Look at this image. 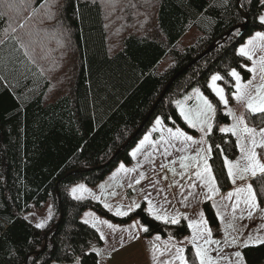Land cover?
<instances>
[{
    "label": "trees",
    "instance_id": "1",
    "mask_svg": "<svg viewBox=\"0 0 264 264\" xmlns=\"http://www.w3.org/2000/svg\"><path fill=\"white\" fill-rule=\"evenodd\" d=\"M263 11L260 0H0V264H53L77 257L82 264H98L93 249L102 244L100 233L80 219L88 209L118 224L139 218L149 229L145 237L187 236L184 219L177 224L155 220L145 202L117 217L99 202L73 198L69 188L79 182L95 186L119 163L131 164V151L157 119L198 135L175 103L198 87L215 108L206 135L208 164L218 191L229 190L225 161L235 160L239 147L232 133L220 130L230 119L208 85L220 75L218 82L231 97L236 91L231 71L249 79V60L239 48L254 32H264L258 20ZM244 15L247 27L226 36L245 22ZM193 27L199 36L178 48ZM165 60L169 65L160 71ZM47 70L57 75L55 90ZM244 120L249 128H264V113L246 109ZM257 152L264 163V149ZM250 185L264 205V173ZM49 202L54 208L49 224L37 228L27 214ZM202 211L218 235L210 200ZM241 253L245 264H264V243ZM185 257L188 264H199L191 246Z\"/></svg>",
    "mask_w": 264,
    "mask_h": 264
},
{
    "label": "rangeland",
    "instance_id": "2",
    "mask_svg": "<svg viewBox=\"0 0 264 264\" xmlns=\"http://www.w3.org/2000/svg\"><path fill=\"white\" fill-rule=\"evenodd\" d=\"M262 15H264V11L260 16ZM257 32L264 33L263 31H256L252 34V36L254 35L255 37V34ZM198 36H199V31L194 27L191 28L181 38L180 42L178 43V48L182 49L186 46L191 45ZM245 46H247V44ZM262 55H264V52H260L259 50H257L255 55L253 56V60L258 62ZM168 65H169V60H165L159 67V70L160 71L163 70ZM248 68H255V71L252 72V76L254 77V79L258 78V73L260 71L258 65L253 64V62L251 61V65L248 66ZM45 72L49 76V79L52 82V87L55 90V84L57 83L56 73L51 70H47ZM217 86L223 88V86L220 85L218 81H217ZM196 89L199 88L198 87L191 88L184 95L176 99L175 103L179 101L184 105L186 109H190L194 111L197 105L199 104V101L197 100L195 95ZM199 91L205 98L209 100V98L200 89ZM224 95H225V99L228 101L227 105H225L221 101L220 102L223 106L222 108L223 112L229 116L230 121L227 124H223L220 127V129L232 128L234 125H237L238 126L237 134L234 135L232 132L229 133H232L236 137L238 145L241 147L243 141V133H244L242 129L244 125H240L239 120L240 118H243L244 120V111L247 109L246 103L238 102L235 99V96L237 95L236 91L234 94H232L231 97H229L224 90ZM188 97H191V99H186ZM192 102H193V106L191 108L189 107V105ZM209 102L211 103L210 100ZM229 112H231V115L229 114ZM213 116L214 114L212 115L211 123L213 121ZM164 127L166 128V126L162 122V126L160 130H155V131H161L162 128ZM151 128H152L151 131H154V129L156 128L155 122L151 125ZM196 130L199 132L198 135L195 136L191 134L188 135H191L194 141H200L201 139H203L205 141L204 143L184 144L177 140H175L173 143L176 144L179 149L185 150L187 148L190 151L188 153V159L183 161L184 164L188 165V168L187 170L183 171V177L179 182V188L182 191L186 190V188L192 189L191 191L192 193L191 195L187 196L183 192L180 193L177 192V194L179 195L178 203L181 204L180 206L177 204L175 198L173 199V196L168 195L167 191H163V193H161L158 190H155L154 180L144 179L145 174L143 172H138V166L137 165L131 166L130 164L129 165L124 164L125 168L128 169V171L126 172H121L119 170V166L114 168L112 172L109 173L103 181L99 182L95 186H88L81 182L73 184L69 188L70 195L74 198L72 189L77 188L79 185H84L87 191L83 193L78 192L77 196L81 197L79 199L87 198L99 202L107 211H109L113 215H115V210L117 208L129 214L132 212V210L137 208L135 207V205L140 206L142 202H145V209L148 212L149 201H150L154 211H156L160 215H167L170 220L171 218L175 217L179 221L180 218L185 216L187 213L191 214V216L201 217V214H203L201 209L202 201L211 199V196L205 193V189L201 193V186L202 185L208 186L210 183V181H208L207 173L204 172L205 159L207 161V165L209 166L207 160L209 157L208 155L209 146L206 141L207 134L205 135L201 133L198 129ZM224 133H228V132H224ZM201 149L203 151H201ZM192 151L194 154L191 156ZM193 157L195 159H193ZM138 161H142V159L139 158ZM227 161L230 163L233 160H227ZM119 164H123V163H119ZM173 167L176 168L177 165H174ZM169 168L172 169L171 166ZM197 172H201L203 174V179L197 178L196 176ZM137 181H139V183H137ZM105 205H108V207H105ZM261 206L264 207V205ZM53 211H54L53 204L49 202L46 203L40 209L31 207L27 214V217L35 224L43 222L44 225L47 226L49 224L48 221ZM125 216H117V217H125ZM80 219L84 222L87 220L88 224H90L91 226L95 225L93 227H95L98 230L100 236L103 235L102 244L100 246L94 247L93 249V251H95L96 254L97 251L100 253L99 255H97L98 264H181L180 260L177 259L176 250L178 248L184 250V248L179 244L180 243L184 244L185 242L189 244L192 243V238L194 235L193 232L192 235L184 236L181 238H175L172 236H167L164 238L159 234H154L152 236L145 237L143 235L144 231H142L140 228V225L143 224L139 218H132L128 223L118 224L110 221L109 219L99 215L98 213L90 209L86 210L81 215ZM108 224H112L115 230L109 228ZM134 224H136V227H133ZM245 224H247V227L245 226ZM237 230H238L237 237L241 241H246L248 240L249 237H252L253 241H256L258 239H264V225L257 221H253L251 223H245L241 221V224ZM244 231H248V233H245ZM157 236L160 237L159 240L156 239ZM197 243L199 244L201 243L200 245L204 247L206 245L205 237H198ZM256 244L259 243L253 242L252 245H256ZM191 247L195 252L193 246ZM234 250L237 249L234 248ZM236 252L237 251H233V250L230 251L229 253L226 254L225 258L230 261L238 260V257L235 256ZM182 255L185 257V251H183ZM215 260L219 264H224V260L222 261V259L220 258H217ZM53 264H82V263L80 261V258L77 257L69 262H53Z\"/></svg>",
    "mask_w": 264,
    "mask_h": 264
},
{
    "label": "snow or ice",
    "instance_id": "3",
    "mask_svg": "<svg viewBox=\"0 0 264 264\" xmlns=\"http://www.w3.org/2000/svg\"><path fill=\"white\" fill-rule=\"evenodd\" d=\"M260 2L264 3V0H260ZM259 21L261 24H264V15L259 17ZM257 50H259L260 52H264V33L262 32H257L253 39L248 40L247 46L240 47L239 55L242 57H246L248 60L252 61L253 64H257L261 73H264V55L260 57L258 62L253 60V56L255 55ZM248 71L253 72L255 71V68H249ZM230 75L236 81L237 95L235 96V99L238 102H245L247 109L252 113H257V112L264 113V83H261V85L255 90V93H253L252 91L248 90L247 85H241L240 83L241 77L235 70H232ZM221 79L222 77L220 75L218 74L213 75L211 77V82L209 83L208 86L212 89V91L216 94V96L219 97L220 101L223 102L225 105H227L228 101L225 99L224 89L217 86V81ZM261 80L264 81V75L261 76ZM195 95H196L197 100L199 101V104L197 105L194 111L190 109H186L184 105L179 101L176 102V106L180 111V116L183 117L184 121L188 124L189 127L196 128L201 133L206 135L212 131L211 119H212V115L215 113V108L213 107L212 103H210L209 100L200 93L199 89L195 90ZM186 99H191V97H188ZM229 114L231 115V112H229ZM155 124H156V128L154 129V131L160 130L162 126V121L160 119H157L155 121ZM239 124L244 125L242 131L244 132V134H246L251 139V148L247 150L246 155H245L247 164L243 168H241L239 161H236L235 164H232L226 160L225 163L227 164L228 175L230 177L234 176V170H235L236 172L242 173L240 178L243 179L244 178L243 173H248L249 171L252 173L253 176L256 175L257 170H259L261 173H264V163L260 162L258 158V154L256 152V148L264 149V129H261L259 133H257L256 129L247 127L243 118H240ZM220 130L222 132H232L234 135H236L238 126L234 125L232 128H221ZM167 133H168L170 140H177L184 144L205 142L203 139H201L200 141H194L191 135H187L180 128H176L175 130H173L172 128H168ZM257 135L260 136L259 141L256 139ZM148 142H149V137L145 136L140 146L135 151H133L131 155L135 157L137 153L141 151L144 145ZM165 142L167 143L168 141H165ZM201 151L203 150L201 149ZM208 151L210 152L211 148H209ZM186 159H188V157H181V167L183 168H186L188 166L183 163V161ZM193 159L195 158L193 157ZM119 170L121 172L128 171V169H126L123 164L119 166ZM204 172L207 173L208 181H210L209 192L218 191V189L215 187V180H214V177H212L211 169L207 165L206 159L204 163ZM196 176L197 178L203 179V174L201 172H197ZM137 183H139V181H137ZM85 191H87V189L84 187V185H79L77 188L72 189L73 196L74 198H77V199L81 198L80 196H77V193L78 192L83 193ZM242 193L245 194L244 203L247 205L249 209L248 214L251 217L253 211L259 208V204L257 203V199H256V194L251 185H248L246 188H240L235 193L228 194L229 199H231L233 195L237 197L236 204L233 205V212L235 213L237 207L239 206L240 196ZM105 207H108V205H105ZM135 207H139V205H135ZM148 212L155 220L163 221L165 224L169 222L172 224H177L179 222L178 219L175 217L171 218L170 220L167 215L158 214L156 211H154L150 201H149ZM127 214H128L127 212L121 211L119 208L115 210V215L117 216H125ZM85 223H88V221L86 220ZM104 223H107V222H104ZM206 224L207 222L203 219V214H201V220L199 222L190 223L188 225L189 228H192L194 230L192 244L195 248V255L197 259L199 260V264H213L212 258L208 255V250L202 247L199 243H197V238L205 237V234L208 237V238H205V243L207 244L216 243V241L210 239L211 231L210 229L206 227ZM200 225H205L203 230H200V227H199ZM36 227L43 228L44 223L43 222L37 223ZM108 227L114 229V226L112 224H108ZM133 227H136V224H134ZM140 228L144 232H147L149 230L147 227L143 225H140ZM101 239H103V235H101ZM156 239L159 240L160 237L157 236ZM253 242L254 243H264V239H258L256 241H253L252 237H249L248 240L245 241L243 246L248 247L249 244ZM183 251H184L183 249L178 248L176 250V256H177V259L180 260L181 264H187L185 257L182 255ZM99 254L100 253L97 251V255ZM235 256L240 258V261L242 264L243 257L241 253L237 251L235 253Z\"/></svg>",
    "mask_w": 264,
    "mask_h": 264
},
{
    "label": "crops",
    "instance_id": "4",
    "mask_svg": "<svg viewBox=\"0 0 264 264\" xmlns=\"http://www.w3.org/2000/svg\"><path fill=\"white\" fill-rule=\"evenodd\" d=\"M253 36H250L246 39L244 44L242 46H245L248 42V40L253 39ZM241 46V47H242ZM249 63L251 65V61L249 60ZM249 65V66H250ZM263 73L259 71L258 78H255L252 76V72H250V77L246 81H240L241 85H247L248 90L255 93V90L261 85V83H264V81L261 80V76ZM193 102L190 103L189 107L192 108ZM172 128L175 130L177 127H164L159 132V136L157 138L153 137L154 132L151 131L152 128H150L138 141V143L135 145L132 151H135L141 144V142L144 140L145 136L149 137V142L144 145V147L137 153L135 157H133V162L130 164L131 166H138V172H143L145 174L144 179H153L154 180V189L158 190L159 192L163 193V191H167L169 196H173V199L175 198L177 204L180 206L181 204L178 203L179 195L177 192H183L185 195L189 196L191 195L192 189L186 188V190L182 191L179 188V182L181 181L183 177V171L187 170L188 166L186 168L181 167L180 159L181 157H188V153L190 152L187 148L185 150L179 149L176 144H173L175 140H170L167 129ZM249 128V127H248ZM264 129V128H261ZM261 129L256 130L257 133ZM182 130V129H181ZM184 131V130H182ZM185 132V131H184ZM187 135L189 133L185 132ZM194 136V135H193ZM235 137V136H234ZM236 139V137H235ZM256 139L259 141L260 136L257 135ZM165 141H168L167 143ZM237 141V140H236ZM238 145V142H237ZM239 147V156L233 160L232 164H234L236 161L240 162V167L243 168L247 161L245 159V155L248 149L251 148V139L246 134L243 133V141L242 146ZM243 149V150H242ZM131 151V153H132ZM257 152V148H256ZM193 151L191 156L193 155ZM209 155V153H208ZM141 158L142 161H138V159ZM259 158V157H258ZM208 160V159H207ZM260 160V159H259ZM261 162V161H260ZM226 164V163H225ZM119 164L118 166H120ZM124 165V164H123ZM142 165V166H140ZM163 165V166H162ZM177 165L176 168L173 166ZM117 166V167H118ZM171 166L172 169L169 167ZM226 168L228 171V167L226 164ZM171 170V171H170ZM173 171V172H172ZM261 172L257 170L256 175L260 174ZM242 173L236 172L234 170V176L230 177L231 180V188L225 192H209V185L208 186H201V193L205 189V193L211 196L210 201L212 202L214 209L216 211L217 217L219 219V228L220 233L216 236L213 235V232L211 231V228L206 224V227L210 229L211 231V240L216 241V243L213 244H207L204 246L208 250V255L212 258L213 264H219L216 262L215 259L220 258L222 261L224 260V264H241V261H230L226 259V254L230 251H239L241 253L242 248L244 247L245 241H241L237 237L238 228L242 222L245 223H251L253 221H257L264 225V207L259 205V208L254 210L251 217L249 216V209L247 205L244 203V194L242 193L240 196V203L237 207L235 213L233 212V205L236 204L237 197L233 195L231 199L228 198L229 193H235L240 188H246L248 185H250V181L253 177L252 173L249 171L248 173H243L244 178L241 179ZM213 176V174H212ZM235 181V182H233ZM216 187V184H215ZM217 188V187H216ZM213 194V196H212ZM184 197V196H183ZM207 201V200H205ZM201 203V207L203 202ZM246 207V208H245ZM202 209V208H201ZM203 212V211H202ZM180 219H184L187 226L190 223L199 222L201 220L200 216H191V214L187 213L185 216L181 217ZM203 219L206 221L204 214ZM207 222V221H206ZM247 227V224H245ZM200 230H203L205 225H200ZM189 228V226H188ZM194 230L192 228H189V235H192ZM245 233H248V231H244ZM171 236V235H167ZM166 236V237H167ZM236 237V238H235ZM165 238V237H164ZM205 238H208L205 234ZM234 241V243H233ZM247 241V240H246ZM188 242V241H187ZM228 242V243H227ZM186 243V242H185ZM179 244L184 248L186 246H193L192 243H186V244ZM201 244V243H200ZM253 244V243H250ZM249 244V245H250ZM194 248V246H193ZM236 248L237 250H234ZM195 249V248H194ZM222 253V255H221ZM242 255V253H241ZM242 264H245L244 260L242 261Z\"/></svg>",
    "mask_w": 264,
    "mask_h": 264
},
{
    "label": "water",
    "instance_id": "5",
    "mask_svg": "<svg viewBox=\"0 0 264 264\" xmlns=\"http://www.w3.org/2000/svg\"><path fill=\"white\" fill-rule=\"evenodd\" d=\"M239 7V5H238ZM245 22L243 24H240V25H237L235 27H233L231 30H229L227 33H226V36H228L233 30L235 29H241V31H243L246 27H247V24H248V18L247 16H245ZM213 46L209 47L206 51H204L203 53H201L199 56H197L191 63H189L185 68H187L188 66H190L191 64H193L194 62H196L197 60H199L200 58H202ZM184 68V69H185ZM184 69H182L181 71H183ZM181 71H179L178 73H176L171 79L170 81L167 83V85L165 86L164 90L162 91L160 97L158 98V100L154 103V105L152 106V108L150 109V111L147 113V115L145 116L144 120L141 122V124L139 125V127L134 131V133L128 138V140L126 141L125 145H127L134 137H136V135L141 131L143 125L145 124V122L147 121L149 115L151 114L153 108L156 106V104L158 103V101L160 100V98L162 97V95L166 92L167 88L170 86V84L173 82V80L178 76V74L181 73ZM57 225H55L54 227H52L50 230H52L53 228H55ZM49 230V232H50ZM47 234H45V237H44V247L46 246V243H47ZM43 247V248H44ZM27 260H25V264H26Z\"/></svg>",
    "mask_w": 264,
    "mask_h": 264
}]
</instances>
